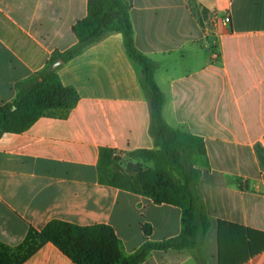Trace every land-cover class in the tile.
<instances>
[{"label":"crops","instance_id":"obj_1","mask_svg":"<svg viewBox=\"0 0 264 264\" xmlns=\"http://www.w3.org/2000/svg\"><path fill=\"white\" fill-rule=\"evenodd\" d=\"M87 14L88 0H0V106L78 42L73 25ZM131 18L137 47L157 63L165 118L205 139L202 254L264 264V0H132ZM141 73L124 34L110 33L59 69L79 92L75 107L0 136V264H77L51 241L31 248L32 228L52 219L109 224L126 255L181 233L180 206L101 182L102 148L155 147ZM141 264L198 262L170 248Z\"/></svg>","mask_w":264,"mask_h":264},{"label":"trees","instance_id":"obj_2","mask_svg":"<svg viewBox=\"0 0 264 264\" xmlns=\"http://www.w3.org/2000/svg\"><path fill=\"white\" fill-rule=\"evenodd\" d=\"M132 0H88V14L73 25L78 42L71 48L55 50L46 67L19 84L17 97L0 106V136L23 132L48 113L65 114L75 107L80 95L74 86L65 85L53 64L69 61L108 34L122 32L132 59L142 66L141 85L151 108V134L155 147L131 151L152 166L129 164L126 171L115 167V150L104 147L100 155L101 182L151 197L156 203H171L183 210L182 231L163 241H146L130 255L123 252L115 229L105 223L79 225L52 219L40 230L32 228L35 249L43 242L55 243L77 264H141L155 249H190L198 264H208L201 245L210 222L199 183L202 171L197 166L207 154L203 136L172 126L163 113L165 94L156 80L157 63L135 42L131 18ZM147 233L151 226L146 225Z\"/></svg>","mask_w":264,"mask_h":264},{"label":"rangeland","instance_id":"obj_3","mask_svg":"<svg viewBox=\"0 0 264 264\" xmlns=\"http://www.w3.org/2000/svg\"><path fill=\"white\" fill-rule=\"evenodd\" d=\"M113 156L116 159L115 167L118 169L124 170V171L129 169V167H128L129 164H132L133 166L136 164H142L144 166H152L153 165V162L145 161L144 159H142L139 156L132 155L130 152L123 153V152L116 151L113 154Z\"/></svg>","mask_w":264,"mask_h":264},{"label":"water","instance_id":"obj_4","mask_svg":"<svg viewBox=\"0 0 264 264\" xmlns=\"http://www.w3.org/2000/svg\"><path fill=\"white\" fill-rule=\"evenodd\" d=\"M65 63V59L64 58H59L52 66V68L54 70L58 69L62 64Z\"/></svg>","mask_w":264,"mask_h":264},{"label":"built area","instance_id":"obj_5","mask_svg":"<svg viewBox=\"0 0 264 264\" xmlns=\"http://www.w3.org/2000/svg\"><path fill=\"white\" fill-rule=\"evenodd\" d=\"M225 21H226V22H230V21H231V17H230L229 15H226V16H225Z\"/></svg>","mask_w":264,"mask_h":264}]
</instances>
